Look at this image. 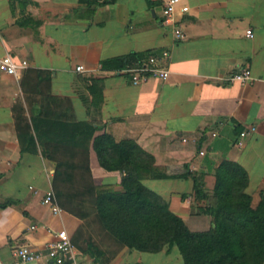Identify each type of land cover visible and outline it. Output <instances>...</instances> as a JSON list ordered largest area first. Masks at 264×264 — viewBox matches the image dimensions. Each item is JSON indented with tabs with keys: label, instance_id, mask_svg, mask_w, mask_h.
Wrapping results in <instances>:
<instances>
[{
	"label": "crops",
	"instance_id": "1",
	"mask_svg": "<svg viewBox=\"0 0 264 264\" xmlns=\"http://www.w3.org/2000/svg\"><path fill=\"white\" fill-rule=\"evenodd\" d=\"M0 0V57L28 60L19 77L0 70V264H56L47 257L19 261L14 250L29 245L46 252L54 233L73 237L81 264H101L84 239L100 237L74 214H54L43 203L52 189L55 163L41 153H22L13 113L23 100L22 80L29 69L51 73L50 94L58 112L90 122L95 136L136 140L155 158L156 173L144 183L170 203L193 231L212 227L203 212L211 199L195 196V175L205 173L211 196L216 169L224 160L241 164L250 177L246 191L256 206L264 189V0H188L180 16L185 31L176 40L162 20L163 0ZM251 30L253 36L247 31ZM167 51V54L164 52ZM137 53L129 65L104 67L107 59ZM156 55L169 76L133 84L123 68ZM80 64L84 69H76ZM249 66L254 79L225 78ZM68 101L69 104L67 103ZM255 126L240 145V132ZM187 139L186 141L184 139ZM205 154L201 155L200 152ZM97 185L122 190V172L106 170L90 150ZM8 199L17 205L1 207ZM35 226V228H33ZM106 245V244H105ZM112 264H185L178 246L158 252L124 247Z\"/></svg>",
	"mask_w": 264,
	"mask_h": 264
},
{
	"label": "trees",
	"instance_id": "2",
	"mask_svg": "<svg viewBox=\"0 0 264 264\" xmlns=\"http://www.w3.org/2000/svg\"><path fill=\"white\" fill-rule=\"evenodd\" d=\"M115 0H105L104 3ZM137 53L102 62L104 67L121 69ZM23 100L13 106L18 141L22 153H41L55 163L52 188L60 207L98 234L96 242L84 239L101 264H112L124 248L158 252L166 245L178 246L185 264H264V189L256 206L246 191L248 171L238 162L224 160L216 169L217 185L210 196L205 191V173L195 175V196L209 197L203 212L213 219L212 227L193 231L185 219L170 208V203L144 183V178L168 177L153 171L155 158L133 139H115L110 133L95 136L90 122L66 118L52 107L60 99L52 96L51 73L29 69L22 80ZM70 101L67 103L69 104ZM94 148L106 170L123 174L122 190L97 185L90 166ZM15 199L1 207L17 205ZM82 230L73 243L79 246ZM106 244V245H105Z\"/></svg>",
	"mask_w": 264,
	"mask_h": 264
},
{
	"label": "built area",
	"instance_id": "3",
	"mask_svg": "<svg viewBox=\"0 0 264 264\" xmlns=\"http://www.w3.org/2000/svg\"><path fill=\"white\" fill-rule=\"evenodd\" d=\"M190 4L188 0H163L162 4V20L164 23L172 27V33L176 40H183L186 36L180 16L189 12ZM249 36H253L251 30L247 31ZM167 54V51L164 52ZM28 60L17 61L11 54L0 57V70L4 73L19 77L24 69L28 66ZM160 59L156 55H149L147 58L139 59L131 66H125L123 70L130 75L133 84H140L149 78H165L169 76V70L165 66H161ZM78 71L84 69V65L80 64L76 67ZM232 82H250L254 79L249 66H244L233 72L225 78ZM256 130L255 126L245 127L240 132V145H244L246 137ZM187 140L186 138L184 139ZM201 155L205 154L202 150ZM43 203L52 208L54 214L61 212L62 208L58 204L53 188L50 189L43 198ZM35 228V226L33 227ZM54 240L46 245V252L42 250H34L29 245H20L14 250V255L19 261H37L44 257L56 264H81L77 261L75 245L72 236L66 229L56 230Z\"/></svg>",
	"mask_w": 264,
	"mask_h": 264
}]
</instances>
